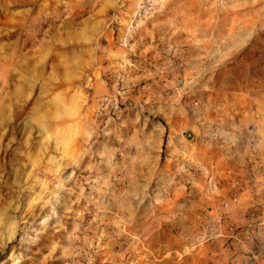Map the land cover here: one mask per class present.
I'll return each mask as SVG.
<instances>
[{"label": "rangeland", "instance_id": "rangeland-1", "mask_svg": "<svg viewBox=\"0 0 264 264\" xmlns=\"http://www.w3.org/2000/svg\"><path fill=\"white\" fill-rule=\"evenodd\" d=\"M0 264H264V0H0Z\"/></svg>", "mask_w": 264, "mask_h": 264}]
</instances>
